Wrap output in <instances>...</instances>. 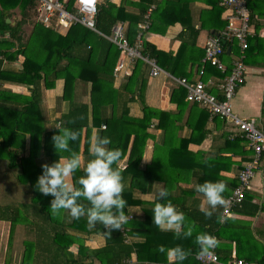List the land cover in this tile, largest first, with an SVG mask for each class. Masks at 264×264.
<instances>
[{
	"label": "crops",
	"instance_id": "1",
	"mask_svg": "<svg viewBox=\"0 0 264 264\" xmlns=\"http://www.w3.org/2000/svg\"><path fill=\"white\" fill-rule=\"evenodd\" d=\"M166 1L173 4L175 12L170 15V18H175L176 22L171 24L165 33L147 31L145 33V40L156 45L158 49L169 52L177 62L182 61V68L185 69L188 63L187 69L191 73L189 80L194 81L198 78V71L203 65L201 55L205 51L206 41L209 37L222 31L221 29L216 32L215 25H219V21L227 22L226 16L228 11L220 2L218 4L219 8L214 7L215 0ZM109 2L117 6L126 3L125 8L127 12L135 15L140 13V9L136 6L139 0H99V6ZM6 3L7 0H0V70L3 72L2 79H0V105H4L6 103V96L12 95V93L21 96L31 95V89L28 86L7 82L5 79L4 71L7 66L21 69V63L24 60L23 57H20L15 63H9L6 59L4 39L9 37L10 33L5 31L1 26H3L4 21L15 24L22 18L19 6L14 8L11 3L10 9H5L3 5ZM220 7L224 8L222 12L219 11ZM249 8L252 13L251 26L253 35L250 37V48L247 50L246 80L245 84L237 91L233 100V108L234 112L239 116L255 119L257 127L264 132V0H249ZM33 11H35V8ZM119 22L125 24L126 31L128 30L129 32V20ZM162 23L156 20V25H161ZM187 26L197 30V36H195L197 32H189L185 28ZM236 51L237 46L234 45L228 50V54L223 56L228 70L232 67ZM145 75L148 79L145 89V100L147 105L155 110V113L152 118V124L147 129L148 136L146 138L144 155L139 166H128L130 149L134 139V135H132L127 154L117 162V167L122 175V196L127 201L126 208L124 209L127 219L130 221H143L145 208H149L151 206L150 203L157 200L159 190L165 188V179L168 178L166 159L161 161L160 158V162L162 163L158 165V160V164L155 165L157 161L155 160V150L158 145H163L166 137V132L163 128L159 127V123L162 122L163 124V122L167 123L168 121H170V128H172V131L169 132V136H171L169 141L174 140L175 144H182V141L184 142V140L191 137L194 138L187 148L190 158L186 157L183 159V163L186 164L185 168L187 169V172L183 174L185 180L179 181L171 192L172 195L184 192L183 203L177 205V209L180 212H182L180 208L186 207L199 211H201V208L212 210L203 194L195 191L196 186L199 182L223 181L227 186V191H230L229 195L224 196L226 200L235 188L231 187V183L233 181H237L238 183V174L252 160L253 151L245 139L238 143L233 142L229 137L232 127L221 119L211 118L208 111L202 106L191 102H186L184 105L179 106L176 102H173L171 95L173 89L180 84L178 77H175L163 68L159 75L151 76L148 66H145ZM224 76L225 73L220 72L214 66L206 65L204 79L211 78L215 83H219ZM116 79L114 87L122 92L117 114H122L124 108H126L129 111L130 117L141 118L144 114L141 102L138 100L128 101L130 95L122 91L125 77ZM210 89L211 92L221 97V91L216 85ZM63 92V79L58 80L56 86L52 89L43 88L40 108L42 113H44L45 126L48 130L57 128L56 126H59V121L62 120L63 115L67 114L71 109L72 101L64 100L62 98ZM73 100V102H83L90 105L89 84L83 82L73 95ZM108 113L111 114L110 107L108 108ZM91 124L92 116L90 113ZM127 126L128 128L130 127L129 124ZM100 131V128L92 127L89 147L95 138L99 137ZM86 137L87 128H85L82 136V146L79 154L81 157L80 168L82 170L91 158L89 148L88 152H84ZM237 137L241 138L240 136ZM30 146L31 140L27 136L24 150H20V147L15 146L9 148L10 151L16 152V163L20 162L25 153L28 155ZM5 151L0 146V160L6 158ZM17 152L19 153L18 156ZM62 158L66 159L67 157ZM194 158L202 160V163L196 162L197 165L193 166L192 162ZM212 158L218 159H215V161ZM48 160L49 158L44 156L43 150L36 156L38 165ZM212 161L216 163L213 164ZM150 166L151 170L149 169ZM14 168L18 169L17 183L21 184V186L16 189L12 188V190L16 194L19 192V189L22 190L24 189L23 186H25L29 191V198L27 202L20 205L11 201L5 203L3 199L0 200V208L4 207L9 208L10 211L12 210L13 214L11 216L14 219L13 227L10 220L0 219V222L3 223L2 230L4 226L5 230L7 229L5 241H3V243L5 242V246L2 247L0 245V264H13L11 261L5 260L9 259V254H12V258L16 257V250H14L16 231L20 232L19 239H22L21 241L24 243L22 250L23 258L21 256L22 264L23 262L24 264H102L99 257L90 256L86 250L79 251L81 244L90 250L105 247L107 244L106 232L103 230L96 231L95 228L98 224L95 228H90L87 224L86 216L77 220L73 219L67 211H64L59 225H67V233L76 236L77 240L68 247L66 252L57 250L53 244V235L50 229L53 226V221H50L47 216L40 217L38 214H35L37 205H33L31 187L29 184L20 181L19 174L21 169L18 166ZM41 174L42 171L35 177L36 180ZM203 175L205 178L200 179ZM136 176L143 177V182L139 187H136L132 182V178ZM0 179H2L1 176ZM68 182L75 188L73 175L68 178ZM0 184L4 186V182ZM4 195L6 194L4 193ZM85 203L87 206L88 202L85 201ZM224 206L225 204L223 206L218 205L213 210V215L216 214L223 218ZM74 221L82 226L80 228L72 227L71 224ZM220 224L221 226L214 236L218 240V247L215 248V251L218 253L220 261L219 263L211 264H233L237 259L262 262L264 259V154L259 161L257 173L252 179L250 187L246 190L245 199L241 204L233 207L231 214L224 217L223 222H220ZM87 226L89 227V231L83 230ZM68 240L69 238H67ZM142 241L143 239L139 236L129 235L126 243L132 246ZM30 243L32 245H29L27 249ZM25 254L26 258H24ZM122 262L139 264L136 252H133L130 257L125 258Z\"/></svg>",
	"mask_w": 264,
	"mask_h": 264
},
{
	"label": "trees",
	"instance_id": "2",
	"mask_svg": "<svg viewBox=\"0 0 264 264\" xmlns=\"http://www.w3.org/2000/svg\"><path fill=\"white\" fill-rule=\"evenodd\" d=\"M219 2L220 0H215L214 7L219 8ZM11 3L14 8L20 7L22 18L15 24L4 21L3 26H1L5 31L10 33V36L4 39L6 59L9 63H15L20 57H23L24 60L21 63V69L7 66L4 71L5 79L7 82L28 86L31 89V95L21 96L12 93V95L6 96V103L0 105V146L6 150L5 157L9 160L10 166H18L21 169L19 174L20 181L29 184L31 187L33 193L32 202L34 203L33 205H37L35 214H38L40 217L47 216L50 221H53V226L50 229L52 230L54 246L57 250L66 252L68 247L77 240V237L67 233V225H59L61 216L54 218L51 215L50 204L53 197L41 194L36 188L37 180L35 177L43 171L42 165H51L53 162L59 160L60 156L68 157L70 155V152L59 154L52 144V137L54 134H58L59 129L52 128L48 130L45 126V116L40 108L43 88L52 89L56 86L58 80H64L62 98L72 101V106L70 111L63 115V121H59V126L62 128L68 127L78 133V139L70 141L69 147L71 152L80 154L85 128H87V140L84 152H88L92 127H98L101 130L99 136L111 138L112 143L107 147L119 148L122 154L121 158L127 154L131 137L134 135L128 166H139L145 151L146 138L148 136L147 129L151 126L155 113V110L150 108L145 100V89L148 80L145 75V66L149 67V65L143 60L138 59L133 72L130 76L125 77V83L122 86V91L130 95L128 101L138 100L141 102L143 116L141 118H132L129 116V111L126 108H124L122 114H117L122 92L114 87V82L117 79L114 77L113 72L120 51L117 45L104 35L110 36L114 25L121 23L119 21L129 20L130 29L129 32L127 30V36L133 42L138 32L139 21L144 20L147 11L153 4H155V8L151 12V25L148 31L165 33L168 27L176 22L175 18H170L175 9L173 8V4L166 0H139L136 6L140 9V13L135 15L126 11V3L117 6L109 2L99 6L96 25L101 33L77 24L72 26L64 35L53 29L46 28L35 17V23L32 21V11L36 7V0H7V3L3 6L5 9H10ZM223 9V7H220L219 11L222 12ZM156 20L163 23L156 25ZM29 25L32 26V29L27 34V26ZM226 25L227 22L219 21V25H215L216 32L221 29L223 30ZM185 28L191 33L197 32L195 34L197 36V30L192 29L190 26ZM204 52L201 55L202 58L204 57ZM143 53L156 58L161 68L179 79L187 77L189 79L191 76V73L187 69L188 63L185 69L182 68V61L177 62L169 52L158 49L156 45L145 39ZM226 54H228V51ZM1 76H3L2 70H0V79H2ZM83 82L89 84L90 105L83 102H73V95ZM186 94V88L178 84L172 91L171 100L182 106L188 102ZM109 107L111 108V114L108 113ZM90 113L92 116L91 125ZM169 122L159 123V127L163 128L166 132V137L163 145L156 147L155 160L157 161L155 165L158 164V160V165L162 163L160 162V158L161 161L166 159L168 178L165 179V188L169 191L168 199L177 208V205L183 203L184 192L176 195H172L171 192L179 181L185 180L183 174L187 172V169L185 168L186 164L183 163V159L189 157L187 148L194 138L191 137L184 140L182 144H175L174 140L169 141L171 137L169 136V132L172 131ZM127 124L130 125L129 128ZM27 136L31 140L28 155L25 153L20 162L16 163V152L10 151L9 148L15 146L20 147V150H24ZM231 140L238 143L244 139L237 137ZM41 150H43L44 156L48 157L49 160L38 165L36 156ZM18 154L17 152V156ZM201 161L194 158L192 165H197L196 162L202 163ZM212 162L213 164L216 163ZM114 167H117V164ZM149 169L151 170V166ZM83 174L84 172L81 168L73 174L75 188L79 187L76 184V180ZM201 178H205V176L203 175ZM132 182L136 187H139L143 182V177L136 176L132 178ZM202 183L199 182V184ZM236 186L237 181H233L231 187L234 188ZM229 193L230 191H226L223 195L227 196ZM80 202L86 205L82 198ZM156 202L158 200L150 203L151 206L149 208H145L143 221H130L127 219V223L121 229L112 230L110 234H107V230L98 224L95 230L106 232V246L101 249L90 250L81 244L79 252L88 251L90 256L99 257L102 264H127L122 261L130 257L133 252H136L139 264H168L166 256L159 253L156 250L157 247L159 245L174 247L179 244L185 249L191 250V254L183 261V264H202L196 257L199 248L194 242L195 235L197 232H205L215 236L221 226L217 219L218 215L215 214L211 218H206L203 211L187 207L180 208L187 220L195 224L196 229L192 237L178 239L171 231H162L154 225L152 209ZM12 214L13 211H10L9 208H0V219L10 220L13 227L14 219L11 216ZM71 225L74 228L82 226L76 223V221ZM124 229L127 230L126 234L123 232ZM83 230L89 231V227H84ZM129 235L139 236L143 241L135 243L132 246L127 245L126 241H128ZM67 238H69L68 241ZM29 245L32 244H28L27 249ZM24 258H26V254ZM261 263L264 264V259Z\"/></svg>",
	"mask_w": 264,
	"mask_h": 264
},
{
	"label": "built area",
	"instance_id": "3",
	"mask_svg": "<svg viewBox=\"0 0 264 264\" xmlns=\"http://www.w3.org/2000/svg\"><path fill=\"white\" fill-rule=\"evenodd\" d=\"M36 20L46 28L66 34L74 25L81 24L93 31L101 33L97 28L99 0H36ZM220 4L228 11L227 25L218 34L209 37L205 44L203 65L198 71V78L190 81L187 78L179 79V83L187 90L186 100L205 108L211 118H219L232 127L229 137L237 136L245 139L253 151V158L238 174V183L232 194L225 200L223 218L231 214L232 208L241 204L246 197V190L255 177L259 161L264 154V132L256 125L255 119L244 118L234 112L233 100L240 87L246 80V58L249 48V39L253 35L251 26L252 13L249 0H220ZM152 5L147 11L144 20L138 23L136 38L131 42L127 36L126 26L117 23L112 28V34L106 36L115 43L120 51L114 68V77H127L132 73L138 59L143 60L150 67V75L157 76L162 72L156 58L143 53L145 33L150 29ZM225 41V42H224ZM229 44V45H228ZM237 46L230 71L223 60L228 47ZM206 64L216 67L226 76L221 82L213 79H204ZM216 85L221 91V97L211 92ZM126 234L127 230H123ZM202 264L219 263L220 258L215 249L206 255H198ZM233 264H262L245 259H237Z\"/></svg>",
	"mask_w": 264,
	"mask_h": 264
},
{
	"label": "clouds",
	"instance_id": "4",
	"mask_svg": "<svg viewBox=\"0 0 264 264\" xmlns=\"http://www.w3.org/2000/svg\"><path fill=\"white\" fill-rule=\"evenodd\" d=\"M56 127L59 132L53 135L52 144L59 154L70 152V155L66 159L60 156L51 165H42V174L36 182V188L41 194L53 197L50 204L51 215L55 218L67 211L73 219L79 220L86 216L90 228H95L97 224L102 225L107 234L121 229L127 223L124 211L127 201L122 196L121 172L118 167H114L121 158L120 149L107 147L112 143L110 137H96L89 147L91 158L83 168L84 174L76 180L79 187L74 188L68 178L80 169L81 157L70 151L69 144L70 141L78 139V133L68 127ZM195 191L203 194L212 209L201 208L206 218H211L213 210L226 202L223 194L227 191V186L223 181H205L198 184ZM168 197V189L161 188L158 202L152 209L154 225L162 231H171L178 239L192 237L195 224L189 222ZM81 198L88 202L87 206L80 202ZM217 219L223 222L222 217L218 216ZM194 242L199 248L198 255H206L218 247L216 237L205 232H197ZM156 250L166 256L168 264H183L191 254L190 249L179 244L174 247L159 245Z\"/></svg>",
	"mask_w": 264,
	"mask_h": 264
},
{
	"label": "rangeland",
	"instance_id": "5",
	"mask_svg": "<svg viewBox=\"0 0 264 264\" xmlns=\"http://www.w3.org/2000/svg\"><path fill=\"white\" fill-rule=\"evenodd\" d=\"M35 15H34V11H32V21L35 23ZM28 27V31L27 34H29L30 30L32 29V26H27ZM0 176L2 179H0V183L4 182V186L2 184H0V200L3 199L5 201V203L11 201L14 203H17V205L23 204L25 202H27V199L29 198V191L28 189L23 186L24 189H19L18 193H14V191L12 190V188H17L19 186H21V184L19 185L17 183V178H18V169L11 167L9 164V160L7 158H4L2 160H0ZM10 191V193H9ZM12 191V192H11ZM4 193L6 195H4ZM7 193H9L7 195ZM3 227V223L0 222V245L2 247L5 246V242L3 243V241H5V235H6V230H5V226L4 229L2 230ZM19 231L15 232V248L14 250H16V257L12 258L11 255L9 254V259L5 260V261H11V263L13 264H22V258H23V246L24 243L21 241L22 239H19ZM8 237V236H7ZM5 251V250H4ZM3 251V253H4ZM22 256V258H21Z\"/></svg>",
	"mask_w": 264,
	"mask_h": 264
},
{
	"label": "water",
	"instance_id": "6",
	"mask_svg": "<svg viewBox=\"0 0 264 264\" xmlns=\"http://www.w3.org/2000/svg\"><path fill=\"white\" fill-rule=\"evenodd\" d=\"M225 42V41H224ZM227 50H230V47H228V49Z\"/></svg>",
	"mask_w": 264,
	"mask_h": 264
}]
</instances>
